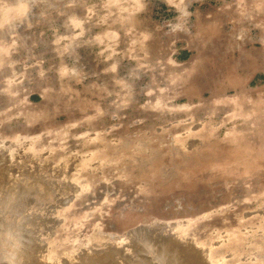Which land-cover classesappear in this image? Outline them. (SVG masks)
I'll return each mask as SVG.
<instances>
[{
	"label": "rangeland",
	"instance_id": "obj_1",
	"mask_svg": "<svg viewBox=\"0 0 264 264\" xmlns=\"http://www.w3.org/2000/svg\"><path fill=\"white\" fill-rule=\"evenodd\" d=\"M0 155V264H264V0H0Z\"/></svg>",
	"mask_w": 264,
	"mask_h": 264
},
{
	"label": "bare ground",
	"instance_id": "obj_2",
	"mask_svg": "<svg viewBox=\"0 0 264 264\" xmlns=\"http://www.w3.org/2000/svg\"><path fill=\"white\" fill-rule=\"evenodd\" d=\"M0 156H1V155H0ZM19 157H20V156H19ZM32 163H33V162H32ZM38 164H39V163H38ZM30 165L32 166V164H30ZM33 166H34V165H33ZM40 166H41V165H40ZM35 167H36V166H35ZM9 168H10V167H9ZM6 169H7V168H6ZM16 169H17V168H16ZM19 169H20V168H19ZM19 169H18V170H19ZM31 169H33V168H31ZM12 171H13V170H11V172H12ZM21 171H22V170H21ZM25 171H26V170H25ZM55 171H56V170H55ZM9 172H10V171H9ZM17 175H18V174H17ZM59 177H61V176H59ZM49 181H50V180H49ZM19 187H20V185H19ZM62 187H63V186H62ZM62 187H61V188H62ZM16 188H17V187H16ZM22 189H23V186H22ZM22 189H17V191H18V192H23V191H25V189H23V190H22ZM53 189H54V188H53ZM57 195H59V194H57ZM26 196H27V195H26ZM26 196H25V197H26ZM55 196H56V195H55ZM55 196H54V197H55ZM31 197H32V196H31ZM56 197H58V196H56ZM27 198H28V197H27ZM38 198H39V197H38ZM40 198H41V197H40ZM40 198H39V199H40ZM22 199H23V198H22ZM24 199H26V198H24ZM36 199H37V198H36ZM32 200H33V199H32ZM34 200H35V199H34ZM34 200H33V201H34ZM56 200H57V199H56ZM18 201H19V200H18ZM20 201H21V200H20ZM58 201H59V200H58ZM16 203H17V202H16ZM31 203H32V202H30L29 204H31ZM25 204H26V203H25ZM23 205H24V204H23ZM35 205H37V204H35ZM40 205H41V204H40ZM50 205H51V204H50ZM18 206L20 207V202H19ZM18 206H17V207H18ZM55 206H56V205H55ZM25 207H26V206H25ZM25 207H24V208H25ZM48 207H49V206H48ZM27 208H28V207H27ZM29 208H30V207H29ZM40 208H41V207H40ZM45 208H47V207H45ZM45 208H44V209H45ZM50 208H51V207H50ZM19 209H21V207H20ZM22 209H23V208H22ZM48 209H49V208H48ZM25 210H26V209H25ZM18 211H19V210H18ZM45 211H46V210H45ZM15 212H16V211H15ZM47 212H48V211H47ZM0 213H1V212H0ZM16 213H17V212H16ZM35 214H36V213H35ZM11 216H12V215H11ZM24 217H25V216H24ZM26 217H27V216H26ZM26 217H25V219H27ZM32 217H33V215H32ZM34 217H36V216H34ZM34 217H33V218H34ZM2 218H3V217H2ZM33 218H31L32 222H33V220H34ZM14 219H16V218H13V220H14ZM51 219H52V218H51ZM20 220H21V218H20ZM29 220H30V219H29ZM29 220H28L27 222H29ZM2 222H3V221H2ZM4 222H5V221H4ZM24 222L26 223V221H24ZM32 222H31V223H32ZM35 222H36V221H35ZM37 222H38V221H37ZM39 222H40V221H39ZM41 222H42V220H41ZM0 223H1V222H0ZM5 223H8V222L6 221ZM13 223H14V222H13ZM22 223H23V222H22ZM22 223H21V224H22ZM31 223H30V224H31ZM42 223H44V222H42ZM42 223H41V224H42ZM2 224H3V223H2ZM18 224H19V223H18ZM27 224H28V223H27ZM36 224H37V223H36ZM36 224H34V225H36ZM12 225H13V224H12ZM15 225H16V224L14 223V226H15ZM31 225H32V224H31ZM6 226H7V225H6ZM18 226H19V225H18ZM152 226H153V225H152ZM21 227H22V225H21ZM158 227H159V226H158ZM9 228H10V227H9ZM19 228H20V227H19ZM19 228H18V229H19ZM23 228H24V227H23ZM25 228H26V227H25ZM46 228H47V227H46ZM20 229H22V228H20ZM20 229H19V230H20ZM27 229H28V228H27ZM144 229H145V228H144ZM144 229H143V230H144ZM149 229H150V228H149ZM7 231H8V230H7ZM149 231H150V230H149ZM149 231H148V232H149ZM11 232H12V231H11ZM11 232H10V233H11ZM144 232H145V231H144ZM150 232H151V231H150ZM7 233H8V232H7ZM155 233H156V232H155ZM5 234H6V232H5ZM24 234H25V233H24ZM127 234H128V233H127ZM133 234H134V232H133ZM140 234H141V233H140ZM142 234H143V233H142ZM142 234H141V235H142ZM145 234H146V233H145ZM22 235H23V234H22ZM136 235H137V234H136ZM150 235H151V233H150ZM23 236H24V235H23ZM127 236H129V235H127ZM138 236H139V235H138ZM144 236H145V238L143 237L144 239H138V238H140V237H138L136 240H137L138 242H140V245H141L142 248H143V247H145V249H147V248H148V249L151 248V250H153V251H152L153 254H155L154 257L157 259L158 262H160L161 264H167V262H168L169 264H181V263L179 262V260H178L177 255L174 253V252H177L178 250L175 251V249L173 250L172 247H171V250H170L169 248H168V250H166L167 247H168V245L170 244L169 246H171V244H172V242H169V243H168L167 241H165L166 237H165L164 239H162V240H164V241H161L160 243H159V241L157 242L158 239L155 238V239H156V242H157V244H158V245H156V243H155L154 241H152L151 239H150V242L152 241L153 243L148 242V238L146 239V235H144ZM154 236H155V235H153V238H154ZM24 237H26V235H25ZM132 237H135V236H132ZM147 237H149V236H147ZM151 237H152V235H151ZM163 237H164V236H163ZM169 237H170V235H169ZM175 237H176V236H175ZM3 238H4V237H2V239H3ZM31 238H32V237H31ZM34 238H35V237L32 238L33 240L30 239V241L35 242V241H34ZM155 239H153V240H155ZM176 239H178V238H176ZM176 239H175V241H176ZM3 240H5V239H3ZM98 240H99V239H98ZM133 240H134V239H133ZM133 240H132V241H133ZM160 240H161V239H160ZM8 241H9V240H8ZM172 241H173V239H172ZM178 241H180V239H178ZM130 242H131V241H130ZM166 242H167V244H166ZM22 243H23V242H22ZM24 243H25V242H24ZM31 243H32V242H31ZM36 243H37V242H36ZM98 243H99V242H98ZM134 243H135V242H134ZM134 243H133V244H134ZM33 244H35V243H33ZM93 244H94V243H93ZM95 244H96V243H95ZM173 244H174V243H173ZM175 244H177V243L175 242ZM178 244H179V243H178ZM178 244H177V245H178ZM114 245H115V244H114ZM118 245L120 246V244H118ZM165 245H167V247H166ZM177 245H176V246H177ZM35 246H36V245H35ZM127 246H128V245H127ZM173 246H174V245H173ZM33 247H34V246H33ZM111 247H112V246H111ZM130 247H131V246H130ZM174 247H175V246H174ZM177 247H178V246H177ZM108 248H110V247H108ZM115 248H116V247H115ZM34 249L36 250V248H34ZM37 249H38V246H37ZM106 249H107V247H106ZM108 250H109V249H108ZM116 250H117V249H116ZM181 250H182V249H181ZM32 251H34L33 248H32ZM32 251H31V252H32ZM100 251H101V250H100ZM110 251H111V250H109V252L107 251V253H108V254H109V253H110V254H114V253H111ZM121 251H122V250H121ZM169 251H170V252H169ZM187 251H188V250H187ZM25 252L28 253L29 256H30V253H31V252H27V251H25ZM92 252H93V251H91V253H92ZM102 252H103V251H102ZM112 252H113V250H112ZM114 252H115V251H114ZM32 253H33V252H32ZM32 253H31V254H32ZM35 253H36V252H34V253L32 254V255H34V256L31 255L30 258L35 257V256H36ZM91 253H90V254H91ZM96 253H98V252L96 251ZM104 253H105V251H104ZM190 253H191V252H190ZM88 254H89V253H88ZM88 254H87V255H88ZM100 254H101V253H99V255H100ZM108 254H106V255H108ZM149 254H150V253H149ZM186 254H187V253H186ZM192 254H193V253H192ZM84 255H86V254L84 253ZM101 255L103 256V254H101ZM101 255H100V256H101ZM106 255L104 254L105 257H103V260H104V258L106 259V258L108 257V256L106 257ZM120 255H121V254H120ZM169 255H170V257L172 258V261L169 259V258H170ZM100 256H99V258H101ZM166 256L169 257V258H168V261H167V260L165 261ZM185 256H186V255H185ZM185 256H184V257H185ZM190 256H191V255H190ZM74 257H75V256H74ZM84 257H85V256H84ZM84 257H83V258H84ZM90 257H91V256H89V258H90ZM96 257H97V255H96ZM96 257H94V258H96ZM194 257H195V256L193 255V258H194ZM16 258H17L18 261L23 260L22 255H21V254H18V253L16 254ZM79 258H80V257H79ZM85 258H86V257H85ZM92 258H93V256H92ZM92 258H90V262H92L91 260L94 259V258H93V259H92ZM99 258H98V259H99ZM108 258H109V257H108ZM118 258H119V257H118ZM148 258H149V257H148ZM152 258H153V256H151V260H150V262L152 261ZM180 258H181V257H180ZM191 258H192V257H191ZM34 259H35V258H34ZM36 259H38L37 256H36ZM166 259H167V258H166ZM183 259H184V258H183ZM194 259H195V258H194ZM196 259H197V258H196ZM196 259H195V260H196ZM78 260H79V259H78ZM106 260H108V259H106ZM122 260H123V259H122ZM195 260H194V261H195ZM32 261H33V263H35L37 260L34 262V260L32 259ZM54 261H55V260H54ZM81 261L83 262V260H81ZM99 261H102V259L99 260ZM154 261H155V260H154ZM57 262H58V260H57ZM82 262H81V263H82ZM93 262H94V260H93ZM155 262H156V261H155ZM170 262H171V263H170ZM172 262H173V263H172ZM181 262H182V260H181ZM183 262H184V260H183ZM58 263H60V262H58ZM81 263H79V264H81ZM152 263H153V262H152ZM152 263H151V264H152ZM35 264H36V263H35ZM38 264H40V263H38ZM62 264H63V263H62ZM67 264H70V263H67ZM84 264H86L85 261H84ZM89 264H91V263H89ZM92 264H93V263H92ZM154 264H155V263H154ZM157 264H158V263H157Z\"/></svg>",
	"mask_w": 264,
	"mask_h": 264
}]
</instances>
